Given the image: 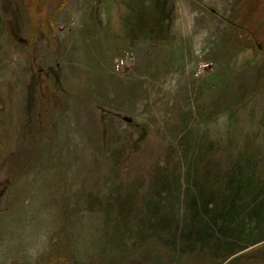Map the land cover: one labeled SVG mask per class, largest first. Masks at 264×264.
<instances>
[{
  "label": "rangeland",
  "instance_id": "obj_1",
  "mask_svg": "<svg viewBox=\"0 0 264 264\" xmlns=\"http://www.w3.org/2000/svg\"><path fill=\"white\" fill-rule=\"evenodd\" d=\"M0 264H264V0H0Z\"/></svg>",
  "mask_w": 264,
  "mask_h": 264
}]
</instances>
